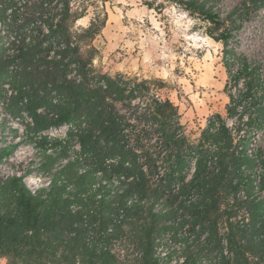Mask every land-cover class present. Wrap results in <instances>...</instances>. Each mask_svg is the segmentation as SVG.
Wrapping results in <instances>:
<instances>
[{"label":"trees","instance_id":"trees-1","mask_svg":"<svg viewBox=\"0 0 264 264\" xmlns=\"http://www.w3.org/2000/svg\"><path fill=\"white\" fill-rule=\"evenodd\" d=\"M219 1L145 4L161 10L170 2L211 24L240 26L232 18L242 17L240 8L224 17ZM244 1L254 10L264 5ZM90 5L0 0V102L27 114L35 134L68 126L66 138L41 145L45 167L63 159L46 186L0 174V258L163 264L172 251L163 256L158 246L169 238L182 245L180 264H264V151L250 150L252 130L264 127L261 65L230 46L232 29L209 32L224 46L230 101L226 116L212 115L192 138L178 106L160 93L162 82L96 68L93 42L107 13L79 24Z\"/></svg>","mask_w":264,"mask_h":264},{"label":"rangeland","instance_id":"rangeland-1","mask_svg":"<svg viewBox=\"0 0 264 264\" xmlns=\"http://www.w3.org/2000/svg\"><path fill=\"white\" fill-rule=\"evenodd\" d=\"M145 3V0H91L88 15L79 24L87 26L95 15L104 17L103 12L107 13L105 25L93 42L99 49L94 64L102 73L138 75L162 82L160 93L178 106L187 133L197 138L212 115H227L226 106L230 101L226 91L229 74L224 65V46L209 32L218 36L225 28L232 29L230 46L260 64L264 78V5L254 10L244 0H220L216 5L224 17H229L236 7L243 14L232 17L240 26L232 27L227 21L220 27L192 16L174 3L165 2L161 10L149 8ZM30 121L27 114L15 116L0 102V153L6 151L0 159V174L3 178L11 174L23 176L26 183L37 189L46 186L51 174L63 163L60 158L52 162V167L51 162L45 167L47 158L41 145L50 146L66 138L68 126L35 134L26 126ZM252 132L250 150L264 151V127L254 128ZM10 148L12 153L7 154ZM78 149L72 140L69 154L75 155ZM191 239L192 236L188 240ZM158 250L163 256L172 251L171 259L165 256L163 264H180L185 258L180 241L174 243L166 238ZM7 263L6 257L0 258V264Z\"/></svg>","mask_w":264,"mask_h":264}]
</instances>
